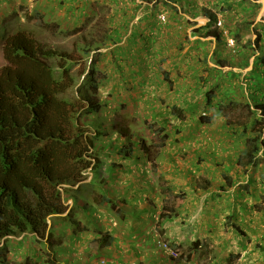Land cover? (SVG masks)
Listing matches in <instances>:
<instances>
[{
  "label": "crops",
  "instance_id": "crops-1",
  "mask_svg": "<svg viewBox=\"0 0 264 264\" xmlns=\"http://www.w3.org/2000/svg\"><path fill=\"white\" fill-rule=\"evenodd\" d=\"M13 1L17 7L19 0ZM94 1L96 0H39L31 10V15H44V20L52 22L53 15L60 13L61 19H70L75 25H90L95 20L89 10L94 11V8H88V5H92ZM195 1L166 0L176 10L162 28L157 16L152 13V6L146 0H136L137 3L132 5H136V9L131 7L127 14L118 15L115 9L116 13L107 16L109 30L103 35L108 41L106 48L102 51L96 48L98 52L117 56L109 71L110 87L114 95L119 96L121 86L129 78L124 76L126 74H120L121 70H127L123 69V65H128L129 75L134 73L133 79L136 81L137 74V79L140 80L139 83L131 81L132 87H147L143 90L142 100L152 98L160 106V110L154 108L152 112L157 117L154 121L162 122L165 132L171 137L176 136L175 141L182 130L186 132L190 138L188 145L167 141L159 147L160 156L155 159L151 157L150 148L145 143L143 146L142 143L130 142L128 147H125V142L100 144L99 156L92 161L94 166L88 171V178L83 183L86 186L76 194V200L70 196L72 193L66 195L67 211L49 220L45 239L32 233H23L0 241V264H191L193 259L188 262L168 259L169 255L158 247L160 239L156 238L158 232L155 231V223L161 218L163 226L165 222L179 218L180 209L190 215L198 205L192 202V198L197 201L202 199V196L194 197L197 193L190 190L192 182L188 171L191 168L186 171L189 167L199 164L201 174L217 166L224 168L227 173H231L232 169H239L240 179L235 181H238L236 185L248 181L249 175H243L242 169L237 165L246 141L234 139L228 134L230 131L226 118L217 114L218 106L222 103L252 102L253 90L250 83L252 87L258 83L252 77L260 69L255 67L259 54H253L247 49H239L236 54H231L225 40L222 42L217 25L216 28L212 26L214 32H211L208 15L203 16L198 13L197 7H190L195 5ZM9 6V0H0V30L4 28L1 27L4 23L6 27L13 19L9 12L15 7L9 9ZM203 20L205 23L201 22ZM21 24H24L23 19L18 25ZM7 29L10 31V26ZM9 31H5L6 34ZM215 33L220 34V37L217 38ZM94 53L95 50L92 51ZM155 76L163 81H154ZM126 87H129L128 83ZM212 90V105L207 106L206 97ZM260 102H264V98ZM173 106L186 110L185 121L172 115ZM191 108L195 111L197 108L206 110L208 117L213 120L210 123L197 121L196 114L189 112ZM95 129L96 132L100 131L97 127ZM219 139L223 142L217 141ZM94 149H97L96 145ZM182 152L190 153L183 161L180 160ZM102 153H107V157L104 158ZM163 178L177 184L178 191L179 183L185 184L182 190L186 194V201L182 206L179 204L178 208L167 210L174 212L173 217L167 214L164 219L162 216L166 214L159 209L164 207L161 202L166 199V194L158 186L159 180ZM255 179L259 181L258 176ZM78 188L76 186L74 189ZM207 189L206 186L203 187V200L216 201L221 197ZM221 198L227 199L224 217L240 215V220L246 221L248 212L259 214L254 208V202L239 187L235 194L227 191ZM235 198H245L242 208L239 207L244 211H236ZM77 210L84 213L82 219L72 216L71 212ZM205 216L201 220L205 221V227L211 229L209 232H214L217 228L214 220L221 215L216 212L211 221L208 214ZM248 220L250 222H246L244 227H241L242 222L237 225L244 235L235 244L237 249L242 248L237 252L239 259L236 264H264V236L261 238L252 234L261 230L257 226L260 223ZM182 222L187 223V220ZM179 231V234L167 239L173 243L172 247L183 251L181 248L190 241L184 237L183 227ZM163 233L162 238L166 239L167 231ZM194 242L197 240L191 243ZM260 245L262 247L256 250ZM220 246L225 247L223 244ZM201 248L203 244L199 249ZM196 252L192 258L196 256ZM230 256L232 255H227L228 258Z\"/></svg>",
  "mask_w": 264,
  "mask_h": 264
},
{
  "label": "trees",
  "instance_id": "trees-1",
  "mask_svg": "<svg viewBox=\"0 0 264 264\" xmlns=\"http://www.w3.org/2000/svg\"><path fill=\"white\" fill-rule=\"evenodd\" d=\"M209 19V27L217 24V16L210 15ZM258 38L256 50L260 53L255 67L260 69L252 77L258 83L254 87L250 83L252 102L222 103L217 116L226 118L228 134L246 141L237 165L249 179L238 187L254 202L256 212L264 214V102H260L264 98V54L261 52L264 45L262 34ZM1 46L7 65L0 69V241L23 233L45 239L49 220L67 211V193H72L70 196L76 200V194L86 186L83 183L94 166L93 140L99 135L93 138L87 134L79 124L76 113L79 108L65 98L74 87L71 68L64 66L65 55L44 47L32 32L21 29L5 34ZM52 60L56 61L55 65ZM96 73V65H90L86 79L94 96L99 90ZM213 95V90L207 94L205 105H212ZM86 101L85 113L101 112L99 100L86 98ZM198 109L191 108L189 112L196 114ZM237 109L240 113L247 112V120L232 125L229 115ZM172 115L181 121L187 118L186 110L178 106L172 107ZM200 120L212 121L208 115ZM161 134L167 142L169 134L164 128ZM258 171L261 176L256 181ZM223 178L226 184L222 189L231 188L237 180L226 171ZM76 186L79 188L74 189ZM200 247L198 241L192 243L188 255L174 248L180 254L177 260L191 261ZM235 259L236 256H230L228 264H235Z\"/></svg>",
  "mask_w": 264,
  "mask_h": 264
},
{
  "label": "rangeland",
  "instance_id": "rangeland-1",
  "mask_svg": "<svg viewBox=\"0 0 264 264\" xmlns=\"http://www.w3.org/2000/svg\"><path fill=\"white\" fill-rule=\"evenodd\" d=\"M9 1V9L14 8L16 5L15 2L13 0ZM38 1L19 0V5H17L14 10H10L9 12L10 18L13 19L9 21L8 25H6V27L10 26L11 28L10 31L8 29L7 30L9 33H15L20 29L32 32L36 39L44 47L66 56V61H63L64 66L71 68V73L74 76V87L68 91L65 98L79 108L76 112L80 118L79 124L87 131V134L91 135L93 138L96 135H99V138L96 141L93 140L97 149H94V152L93 149H91L92 155H94L95 158L99 156L100 152L98 151V146L102 143L114 144V142H125L127 144L125 147H128L130 142L142 143V141H144V143L150 148L151 157L155 159L158 158L161 151L159 150L161 149L159 147L165 143L161 134V129L163 128L161 124L162 122L154 121L157 117L152 115L154 108L155 110H160V106L157 104L158 102H153L152 98L145 99V101L142 100L143 98H141V96L143 95V90L147 87H132L131 81H134V73L129 75L130 72L128 70V65H123V69L126 68L127 70H121L120 74L121 76L126 74L124 76H128L129 78L126 77V83L121 86L120 93L118 94L119 96L117 97L114 95V92H112L110 87L109 76L111 74L109 71H111L114 57L117 56L106 52H98L96 49L99 48V51H102L106 48V43H108L103 36L104 33L109 30L107 16L116 13L115 9H117L118 15L127 14L132 5L137 3L136 0L94 1L92 5H88V8H94V11L89 10L93 20H95V22H92L90 25L89 23L75 25V22L73 23L70 19H61L62 16L60 13L58 15L55 14L56 16L53 15L54 17L52 18V22H50L49 19L44 20V15L32 17L31 10L34 9L35 4ZM146 2L152 6V13L157 16V20L162 24L160 26L161 28L164 26V23L161 22L159 16L164 15L166 17V22H168V17L171 18V14L176 10V7L168 4L166 0H158L157 3L156 0H146ZM141 6L143 7V4H141ZM190 7H197L199 10L198 13L203 16L207 14L210 18V15H215L217 16V19L222 21V26L218 27L217 25V30L222 35V42L225 40L226 47L231 49V54H236L239 49H247L253 54L260 53L256 50V42L259 40V35L262 34V45H264V0H196L195 5ZM132 9L135 10L136 5H134ZM138 10H140V8ZM182 10L184 11V9ZM22 19L24 20V24L18 25L22 22ZM201 22L205 23L204 20ZM20 26L25 27L21 28ZM1 27L4 28L0 30V69L7 65L4 60L1 41L6 32H8L6 30L5 23ZM214 28H216V25H214ZM214 28L212 27L210 31L214 32ZM252 46L255 49H253ZM93 50H95L96 53L92 54ZM261 52L264 54V49L263 51L261 50ZM55 63L56 61L52 60V65H55ZM92 64L96 65L97 73L95 75V82L99 84V90L95 96L93 95V91L90 90V84H88L86 79L88 72H90V65ZM135 75L136 81L134 82L139 83L140 80L137 79L139 76H137V74ZM105 76L107 77L106 79ZM155 80H160V78L155 76L154 81ZM161 81L163 80L158 82ZM127 83L129 84V87H126ZM262 86H264V84ZM86 98H89L90 100H99L102 108L104 107L103 110L95 115H88L85 113L88 107ZM123 101L126 103H123ZM136 101H139V103ZM238 109L234 110V112L229 115V120L232 125L235 122L236 124H242V122L247 120V112L240 113L238 112ZM207 115L208 112H206V110H198L196 113L197 121H199L201 117H205ZM95 127L100 130L99 134L96 132ZM175 137L176 136L171 137L169 135V139L167 141L178 142L183 146H186L190 140L189 135L183 130L177 136L176 141L174 139ZM217 141L223 142L222 139ZM138 145L140 146V144ZM185 154H187V156ZM103 155H105L104 158H106L108 154L104 153ZM188 156H190V153L182 152L180 160L183 161V159L188 158ZM190 168L191 170L188 171V176H190V180L192 182L190 190H194L197 193L194 197L200 198L202 196V199H198L197 201V199L194 200L192 198V202L194 204L197 203L198 205L196 207L194 206V212L192 211L190 215H188L186 211H182L180 209L179 218H175V220L170 222H165L163 226L160 223V218L158 223H155V231L158 232V236H156V238L165 240V242L167 241L172 247L173 243H171L167 238H172L175 234H179V230L183 227V234L184 237L187 238L186 240H189L190 243L193 240H197L200 244H203V248L199 249V251L195 253L196 256L192 258L193 260L191 259V264H228V254L236 256V264L239 259L237 252H239L242 248L237 249L235 244H237L236 242L238 240H242L244 235L237 225H240L239 223L242 222L241 227H244L246 222H250L248 219H253V221L259 222L260 224H257V226L261 230L254 231L252 234H254L255 237L259 235V237L262 238L264 236V214L255 215V212H253V214L248 212L245 217L246 221L240 220L242 217L240 218L239 214V217L234 215L232 220H230L228 216V218L224 217V208L226 206L225 201H227V199L221 197L223 193H226L227 191H232L235 194L236 191H238V185H236L238 181L233 184L236 188L232 186L231 188L226 187L224 188L226 190H224L222 189L223 185L226 184L223 178L225 171L224 168L217 166V168L215 167L213 169L206 170L204 174L200 173L201 170L199 169V164L187 168L186 171ZM238 170L239 169L232 170L233 173L231 172L228 174H232L231 176L236 177L239 180L240 178L238 177L240 173ZM255 176H258V179H260L261 171L255 173ZM170 178L173 179L171 176ZM158 186L159 190L166 194V199L161 202V206H164L165 208L163 207L159 210L166 214L164 216L167 217V214H170L169 216L173 217L174 212L167 210H170V208H178L179 204L182 206L184 201H186V194H184L185 190H182L185 188V184L179 183L180 191H178L177 184L173 183L170 179L163 178L159 180ZM204 186L208 188V191H213L215 196L218 197L221 195V197L217 198L216 201H208V199L203 200V197L205 196V193L202 192L204 191ZM186 189L189 190L188 188ZM233 200L235 201L234 205L236 206V211H244L240 208H242L241 204H243L245 198H235ZM245 204L246 203H244V205ZM202 212L205 213L202 214ZM216 212L218 215H221L220 218L214 220V224L217 228H215L214 232H209L211 229H208L207 226L205 227L206 223L201 219L206 217L205 215L208 214L209 221H211L214 219ZM71 214L72 216L76 215L75 217L82 219L84 213L77 210L75 212H71ZM103 217L102 220L105 221ZM185 219L187 220V223L182 222ZM215 225L213 226L215 227ZM161 230L167 231L166 239L164 237L162 238L164 233L163 231L161 232ZM211 235H213V237H210ZM227 242H229V245H227ZM189 244L187 243L184 245V248H181L186 255H188V252L192 250L190 249L192 243L190 245ZM220 244H223L225 247H221ZM230 245H234V247ZM226 246L228 248H226ZM261 247V245L256 247V250ZM251 252L253 253V251ZM240 256H242V254ZM168 257V259L171 258L174 260L171 256ZM178 258H180V255L177 259Z\"/></svg>",
  "mask_w": 264,
  "mask_h": 264
},
{
  "label": "built area",
  "instance_id": "built-area-1",
  "mask_svg": "<svg viewBox=\"0 0 264 264\" xmlns=\"http://www.w3.org/2000/svg\"><path fill=\"white\" fill-rule=\"evenodd\" d=\"M161 22L165 23L166 22V17L164 15L159 16ZM218 27L222 26V21H218ZM158 247L162 249L165 253H167L169 256H171L173 259H177L179 257V252L172 248L168 242L165 241H158ZM102 264H105V262H102Z\"/></svg>",
  "mask_w": 264,
  "mask_h": 264
},
{
  "label": "clouds",
  "instance_id": "clouds-1",
  "mask_svg": "<svg viewBox=\"0 0 264 264\" xmlns=\"http://www.w3.org/2000/svg\"><path fill=\"white\" fill-rule=\"evenodd\" d=\"M218 21H219V20H218ZM218 21H217V24H218ZM217 24H216V25H217Z\"/></svg>",
  "mask_w": 264,
  "mask_h": 264
}]
</instances>
